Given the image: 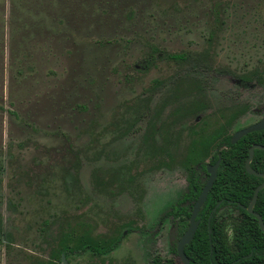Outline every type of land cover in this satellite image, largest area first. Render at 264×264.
<instances>
[{
	"label": "rangeland",
	"instance_id": "374dc122",
	"mask_svg": "<svg viewBox=\"0 0 264 264\" xmlns=\"http://www.w3.org/2000/svg\"><path fill=\"white\" fill-rule=\"evenodd\" d=\"M261 107L264 0H0V264L176 259L193 140Z\"/></svg>",
	"mask_w": 264,
	"mask_h": 264
},
{
	"label": "trees",
	"instance_id": "16d2710c",
	"mask_svg": "<svg viewBox=\"0 0 264 264\" xmlns=\"http://www.w3.org/2000/svg\"><path fill=\"white\" fill-rule=\"evenodd\" d=\"M168 57L175 61L187 59L184 54H172ZM241 82L245 87L250 83L247 80ZM255 113L263 114L264 107L258 108ZM232 121L231 118L212 133L200 134V138L193 140L192 156L188 162L194 164L190 168L188 192L177 205L170 207L164 214L171 219L180 218L178 221L180 225L188 224L192 204L203 186L196 174H207L202 158L214 148L216 152L210 163H216L220 156L222 161L217 180L198 215V220L201 221L199 229L185 248L190 264H264V232L257 218L241 207V205L249 206L256 188L264 183V178L250 175L246 170L250 148L254 145L264 146V130L248 134L233 145L231 143L233 134L229 133ZM251 167L256 172L264 174V150H255ZM219 202H221L220 207L210 219L213 208ZM254 210L261 215L264 222V189L259 193ZM228 226L232 230L231 240L227 235ZM1 235L0 245L4 244L8 253L11 254L15 250L14 245L8 238L3 239ZM76 235L77 232L72 229L62 236L61 253L65 254L67 259L77 251V248L83 254L92 252L107 256L119 248L122 239L119 238L115 242L96 243L88 235H82L79 238ZM173 251L175 253V248ZM147 264H175V261L155 255Z\"/></svg>",
	"mask_w": 264,
	"mask_h": 264
},
{
	"label": "water",
	"instance_id": "95a60500",
	"mask_svg": "<svg viewBox=\"0 0 264 264\" xmlns=\"http://www.w3.org/2000/svg\"><path fill=\"white\" fill-rule=\"evenodd\" d=\"M263 130H264V118L262 120H260L259 122L253 124V125H250L246 128H243V129L235 132L231 138V143L233 145H235L246 135L251 134L253 132L263 131ZM255 150H264V146L254 145L250 148V155H249V158L246 162V170L250 175H254V176H257L260 178H264V174L256 172L251 167V162L254 158ZM221 161L222 160H221V156H220L218 161L214 165H211V164L207 165V171L209 173L208 181H207L206 185L204 186L199 198L197 199L196 203L193 206L192 214L190 217L189 228L178 243L177 251H178L180 259L185 264H189V259L186 255L185 251H184V248L186 245H188L192 241V239L194 238V236L197 232V229H198L199 224H200V221L197 220V216H198L201 208L204 206V204L208 198V195H209L211 189L213 188L215 181L217 180L218 169L220 167ZM262 189H264V183H262L261 185H259L256 188L254 195H253V198H252V201L249 204V206L243 207L241 205V207L245 208L251 215H253L255 218H257L259 225H260V228L264 232L263 219H262L261 215L258 214L257 212H255V210H254L255 205L257 203V200H258L259 193ZM220 205H221V202H219L216 205V207L213 209L210 217H212V215L216 212L217 208ZM210 232H211V230H210ZM61 263L62 264H70L68 259L66 258V256L64 254L62 255Z\"/></svg>",
	"mask_w": 264,
	"mask_h": 264
},
{
	"label": "flooded vegetation",
	"instance_id": "af4514ba",
	"mask_svg": "<svg viewBox=\"0 0 264 264\" xmlns=\"http://www.w3.org/2000/svg\"><path fill=\"white\" fill-rule=\"evenodd\" d=\"M259 115H261L262 116V118L260 119V120H262L263 118H264V113L263 114H259ZM259 120V121H260ZM258 121V122H259ZM246 128V127H245ZM241 130V129H240ZM209 164H211V163H205V165H206V169H207V165H209ZM215 164V163H214ZM214 164H211V165H214ZM198 172V171H197ZM201 173V172H200ZM190 174H188V176H187V186H186V189H185V191H183L182 192V194L180 195L181 197L174 203V204H172L170 207H172V206H174V205H177L183 198H184V196H185V194L188 192V187H189V183H190V181H189V179H190ZM196 176H197V178H198V181L203 185L202 186V189H201V191H200V193H199V195H198V197H197V199L199 198V196H200V194H201V192H202V190H203V188H204V186L206 185V183H207V181H208V178H209V173H208V171H207V174H204V173H201V174H196ZM197 199H196V201H197ZM196 201L192 204V208H191V213H190V217H191V214H192V210H193V206H194V204L196 203ZM218 204V203H217ZM216 204V205H217ZM169 207V208H170ZM216 207V206H215ZM214 207V208H215ZM220 207V206H219ZM218 207V208H219ZM203 208V207H202ZM202 208H201V210H202ZM213 208V209H214ZM218 208H217V210H218ZM243 208V207H242ZM200 210V211H201ZM217 210H216V212H217ZM213 211V210H212ZM215 212V213H216ZM200 213V212H199ZM212 213V212H211ZM199 215V214H198ZM214 215V214H213ZM212 215V216H213ZM210 216H211V214H210ZM168 219H171V218H168ZM179 219L180 218H175V219H171V223H172V227H174V234H175V236H176V243L173 245V248H175V253H174V251H173V253H174V256L176 257V259H173L174 261H175V264H185L181 259H180V257H179V254H178V251H177V248H178V243H179V241L181 240V238L183 237V235L186 233V231L188 230V228H189V225H190V218L188 219V224L187 225H180L179 223H178V221H179ZM210 219H211V217H210ZM197 220H198V216H197ZM200 221V220H199ZM200 223H201V221H200ZM199 226H200V224H199ZM198 229H199V227H198ZM197 229V230H198ZM209 232H210V230H209ZM193 240V239H192ZM190 244V243H189ZM187 246V245H186ZM186 246H185V248H186ZM185 248H184V251H185ZM186 253V252H185ZM63 255V254H62ZM62 255H61V258H62ZM65 255V254H64ZM66 256V255H65ZM67 258V257H66ZM189 259V258H188ZM69 261V260H68ZM149 262V261H148ZM189 264H190V260H189Z\"/></svg>",
	"mask_w": 264,
	"mask_h": 264
}]
</instances>
